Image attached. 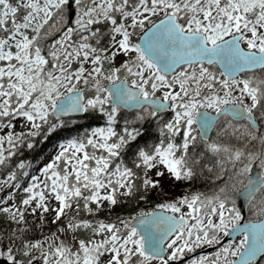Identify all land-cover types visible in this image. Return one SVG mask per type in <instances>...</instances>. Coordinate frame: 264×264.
<instances>
[{
	"label": "snow or ice",
	"instance_id": "6c2138e0",
	"mask_svg": "<svg viewBox=\"0 0 264 264\" xmlns=\"http://www.w3.org/2000/svg\"><path fill=\"white\" fill-rule=\"evenodd\" d=\"M0 264H264V0H0Z\"/></svg>",
	"mask_w": 264,
	"mask_h": 264
},
{
	"label": "trees",
	"instance_id": "16d2710c",
	"mask_svg": "<svg viewBox=\"0 0 264 264\" xmlns=\"http://www.w3.org/2000/svg\"><path fill=\"white\" fill-rule=\"evenodd\" d=\"M92 123H95L94 121ZM53 149V143H49L47 141L41 142L38 144L37 148L34 150H27L24 149L21 153L22 158L29 160L33 163V166L38 164L51 150ZM204 183L201 182L200 180H194V181H189V182H174L173 185H170L166 190H165V195L162 196L161 198H170L172 196L177 195L178 193L185 191V192H192V191H204ZM142 207H147V204H142ZM135 204L131 205H123V204H118L116 211L119 213L121 211V208H123V214L127 215L128 213L132 212L135 210ZM103 215V214H102ZM248 217V214H247ZM45 234H47V231L45 230Z\"/></svg>",
	"mask_w": 264,
	"mask_h": 264
},
{
	"label": "water",
	"instance_id": "95a60500",
	"mask_svg": "<svg viewBox=\"0 0 264 264\" xmlns=\"http://www.w3.org/2000/svg\"><path fill=\"white\" fill-rule=\"evenodd\" d=\"M260 169L258 166V162H254L253 164V168L250 172V175H252L253 177H257L259 175ZM237 207L241 208L242 211V216L246 217L247 215V211H248V204L247 202L243 199L242 196H238L237 197ZM232 236H229L228 239H231ZM238 238V237H237ZM211 249L205 250L206 252L210 251ZM184 261L187 259H183Z\"/></svg>",
	"mask_w": 264,
	"mask_h": 264
},
{
	"label": "rangeland",
	"instance_id": "374dc122",
	"mask_svg": "<svg viewBox=\"0 0 264 264\" xmlns=\"http://www.w3.org/2000/svg\"><path fill=\"white\" fill-rule=\"evenodd\" d=\"M51 151H53V149L51 150ZM50 151V152H51ZM49 152V153H50ZM48 153V154H49ZM48 154L39 162V163H43V162H45L47 159H48ZM35 166H38V164H36ZM34 166V167H35ZM174 184V182L173 181H171V180H168V179H165V182H164V188H165V190L170 186V185H173ZM162 199V198H161ZM206 249V248H210V247H207V246H204V247H202V248H200V249ZM198 250V249H197ZM196 250V251H197Z\"/></svg>",
	"mask_w": 264,
	"mask_h": 264
},
{
	"label": "flooded vegetation",
	"instance_id": "af4514ba",
	"mask_svg": "<svg viewBox=\"0 0 264 264\" xmlns=\"http://www.w3.org/2000/svg\"><path fill=\"white\" fill-rule=\"evenodd\" d=\"M203 249H198L196 252H193V253H191V254H189V255H197V254H199L201 251H202ZM213 251V250H212ZM205 253V252H204ZM189 255H186L185 257H183V258H189ZM187 261V260H186Z\"/></svg>",
	"mask_w": 264,
	"mask_h": 264
}]
</instances>
